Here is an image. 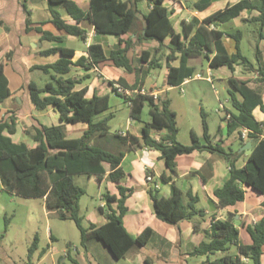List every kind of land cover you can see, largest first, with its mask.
Masks as SVG:
<instances>
[{
  "label": "trees",
  "instance_id": "16d2710c",
  "mask_svg": "<svg viewBox=\"0 0 264 264\" xmlns=\"http://www.w3.org/2000/svg\"><path fill=\"white\" fill-rule=\"evenodd\" d=\"M150 10L143 16L142 32L135 36L137 43L154 41L158 43L156 51L162 47L163 41L170 37L171 46L167 48L165 65L167 74L165 83L178 87L184 80L194 77L196 69L206 60L211 69L227 67L233 69L236 63L244 66L246 71L255 72L264 90V57L255 48V63H251L241 54L240 32L223 33L211 29V25H218L238 17L244 10L256 11L258 15L252 20L259 23L258 39H264V0H240L237 3L219 10L199 23L197 19L183 22V35L174 34L169 20V11L164 6V0H146ZM47 10L51 16L52 25L70 36L84 38L85 32L78 27L66 23L63 12L76 23L84 20L89 22L97 35H112L121 37L134 33L137 21L136 0H89V10L83 11L74 0H46ZM206 5L199 2L194 7L201 10ZM27 30H30L28 27ZM41 34V40L61 43V37H55L49 32L36 28ZM135 34V33H134ZM233 38L236 43V53L229 56L221 41L223 35ZM131 37L125 41L123 48L111 50L109 59L116 67H122L127 72H135L136 81L128 85L124 79L109 82L112 86L117 83L127 91H140L147 71L158 66V58L148 61L151 53L143 51L137 62L147 63L146 71L134 66L133 60L127 57V52L133 47ZM59 53L65 57L73 56V50L66 48H51L42 54ZM178 59V66L172 63ZM106 60L100 44L88 47L87 59H79L75 65L86 70H92ZM73 63L68 59H60L46 67H39L44 73H52L51 80L38 88L33 82L28 84L30 100L35 110L44 111L48 106H54L62 122L73 124L86 122L87 129L79 138H67L58 126L32 127V141L36 144L30 148L24 142L15 143L10 138L15 132L14 117L9 116L0 122V183L2 189L10 195L26 199H44L46 209L54 211L60 220L72 221L80 234V244L86 248L91 240L103 244L110 255L119 260L126 256L132 248H144L149 242L152 231L149 227L136 237L128 234L123 226L122 218L126 212V189L121 186L124 173L120 167L122 152L113 153L96 144L97 137L116 141L126 145L138 142L132 136H121L110 133L109 121L111 116L95 120L94 117L109 108L107 95H93L86 98V90H74L76 82L63 77L70 72ZM141 74V77H139ZM227 90L228 99L233 112L227 121L228 135L234 131H247L246 139L252 144L243 167L236 168L235 162L242 155L225 149L219 143H212L208 135L206 115L200 110L202 119L203 138L201 143L192 134L190 145L182 144L177 139L176 113L169 107V101H156L152 96L136 93L132 96H121L125 103H130V117L141 121L144 106H148L150 123L143 125L141 142L144 146L160 152L167 169L174 173L175 159L181 155H188L193 151L216 154L229 167V178L221 188L213 192L218 208L227 209L244 200L245 188H249L263 197L264 207V138L261 125L253 116L255 108L264 109L262 90L250 88L245 81L231 79ZM10 96L8 81L0 69V103ZM225 120V119H224ZM167 133L158 141L150 137L151 130ZM8 134V135H5ZM79 175L98 179L107 176L108 180L117 184L118 197L105 193L103 198L106 206V223L102 226L91 225L84 228L79 213V200L84 190L76 185L74 178ZM155 217L168 224L177 226L182 221H190L194 217L202 216V211L195 205L198 197L188 191L185 195L175 184L171 185L170 195L164 198L158 194V189L152 186L148 190ZM184 196L187 198L185 202ZM116 202V208L111 203ZM102 212L103 210L100 209ZM234 215L229 213L225 220H212L206 234L210 236L208 242H202L187 253L189 257L205 255L210 257L216 253L224 255L214 260L207 259L203 264H261L264 248V216L246 230L251 243L244 245L238 238V229L234 226ZM6 230V229H5ZM37 248V237L28 251V259ZM233 249V252H230ZM146 264H149L145 260Z\"/></svg>",
  "mask_w": 264,
  "mask_h": 264
},
{
  "label": "crops",
  "instance_id": "0c3cea01",
  "mask_svg": "<svg viewBox=\"0 0 264 264\" xmlns=\"http://www.w3.org/2000/svg\"><path fill=\"white\" fill-rule=\"evenodd\" d=\"M74 1L83 11L89 10V0ZM200 1L201 0H164L163 4L169 11V20L174 34L183 35V22L197 19L199 23H202L213 13L223 10L227 6L233 5L240 0H208L206 3L201 4L206 6L198 10L194 7V4L197 2L200 3ZM136 8L137 21L134 28L135 34L122 35L119 38L112 35H97L89 22L82 20L76 23L63 12V19L66 23L72 25L77 24L78 27L85 32L84 38L81 39L76 36L67 35L52 25L50 22L51 16L47 10L46 0H0V69L8 81V88L10 91V96L0 103V122L6 121L9 116L14 117L15 132L13 135H10L12 141L15 143L24 142L28 147H34L36 144L31 138L33 133L32 127L58 126L67 138H79L87 129L88 126L86 122H77L73 124L62 122L54 106H48L44 111H37L31 103L28 84L33 82L38 88H41L51 80L52 76V73H44L39 67H46L60 59H68L73 63L70 72L63 78L71 79L76 82L74 90L79 91L85 89L86 98H91L93 95H107L109 97V108L106 111L98 113L94 119L100 120L103 117L111 116V120H113L116 113L126 109L128 110V120L124 128L125 130H113L109 124L110 133H117L121 136H132L138 140V142L133 144H130L128 141L126 145H120L117 144L116 141L107 140L104 137H97L96 143L105 148L107 146L112 147V149H114L113 153H123L120 167L124 173V178L120 184L126 189L127 195L125 200L126 212L122 218L123 226L132 237H136L144 228L149 227L153 232L149 242L144 248H132L124 258L115 260L101 242L91 240L87 243L86 248L82 247L80 244L83 248V253H79L77 248H75V255L71 249H63L62 255L59 258L63 264H82V260L85 261V264H119L122 260L132 262L133 264H146L145 260H147L149 264H203L208 258L214 260L224 255L218 252L210 257L205 255L189 257L187 254L193 247L210 240V236L206 234V231H208L212 220H225L228 214L232 213L234 215V226L238 229L239 241L244 245H248L251 243V238L246 227L255 224L264 216V207L262 206L263 197L249 188H245L244 200L242 202H238L227 209L217 207L213 192L221 188L229 178V167L222 157L208 152L193 151L188 155L176 157L175 172L172 173L167 169L164 160L161 158L160 152L142 144V127L150 123L148 106H144L142 110V114L144 110H147L148 120L143 121L141 114V121H135L130 117V110L127 103L124 102L120 95L113 91L109 82H117L119 79H124L128 85H133L136 81L135 72H127L122 67H116L110 61L109 56L113 48H123L125 41L131 37L134 45L127 52V57L130 61L133 60L131 57L134 55H137L135 58L138 59L143 51H149L151 53L148 61L154 57L159 59L158 66L147 71L140 91H129L127 96L140 93L142 95L152 96L156 101L167 100L169 101L170 109L171 100L169 97L172 91L178 90L182 93L183 87L192 80L203 79L201 77L196 78V76L199 75L197 73L198 69L206 70L209 76L206 77L205 80L211 84L214 79L213 72L222 67L211 69L208 66V62L205 60L202 66L196 69L195 73L197 74L195 78L184 80L178 87L166 85L165 78L167 69L165 57L167 55V48L171 46L170 37H167L163 41L162 47H160L158 51H156L158 43L154 41L137 43L135 41V36L142 32L141 30L144 26L143 16L150 10V4L146 0H136ZM257 15L258 13L256 11L244 10L238 17L228 22L211 26L213 29L223 33L230 34L239 31V48L241 54L245 56L241 45L242 42L246 40L254 49L257 46L264 57V39H258L259 23L252 20ZM250 25H258V29L250 30ZM28 27L30 30H27ZM36 28H41L43 31L49 32L55 37H61L62 42L56 43L41 40V34L36 31ZM69 40L76 41L75 47L65 46V43ZM221 41L229 56L236 53V43L233 38L224 34ZM95 43L102 46L106 58L104 62L97 65L99 71L94 72L93 70H86L82 66L75 65L79 59H87L88 47ZM51 48H66L73 50V56L65 57L59 53L42 54V51ZM246 58L251 63H255V53L253 59ZM172 65L175 67L178 66V59H176ZM134 66L136 65L134 64ZM136 67L141 68L142 71H146L148 64L138 62ZM227 70L228 74L226 76L218 78L222 81H226L228 85L225 89L226 93L230 87L229 81L231 79L245 81L248 87L262 90L261 98L264 105V90L259 82V76L255 72L246 71L244 66L239 63L234 64L232 70L228 68ZM139 75V77H141V74ZM47 76L48 78H46ZM227 102L230 105L228 97ZM200 110H202V108ZM226 111L229 112V114L233 112L232 108H226ZM253 116L261 125L262 134H260L258 138L262 139L264 138V109L259 107L255 108ZM222 121L224 123L220 126L218 132L220 135L211 136L208 133L210 141L212 143H219L225 149H230L232 152L242 154L235 162L236 168H241L249 155L252 144L246 138L242 137V135L240 136L238 130L228 135L227 121L224 120V118H222ZM137 123H141L142 125L137 127ZM166 133V129L161 132L151 130L150 137L158 141L160 137ZM192 134H194L201 143H205L203 130L202 138L198 137L194 132H191V143ZM5 135L8 134L5 133ZM248 143L250 144V148L242 150V147H247ZM148 175L152 177L153 184L158 186V194L164 198L169 197L172 184L178 186L184 195L190 191L192 195L197 196L198 203L195 207L197 210L202 211V216H196L190 221H182L177 226L168 225L158 220L154 215L152 202L148 194V190L152 186L146 182V176ZM77 177L78 176H76L74 180ZM84 177L87 182H94L98 190L104 187L105 192L100 196V204L93 210H90L87 217L81 216V199L79 200V213L82 217V225L84 228H89L91 225L96 227L102 226L107 221L106 204L103 196L105 193H109L110 195H116L118 197L117 184L108 180L106 175L98 179L88 178L87 176ZM84 192L86 193L85 190ZM32 200L41 201V210L45 218H48L50 215H55L58 219L56 212L46 209L44 199ZM184 200L185 202L187 201L185 196ZM110 205L113 209L116 208V202H112ZM100 209H102L103 212ZM85 210L88 211L87 208H85ZM45 230H47V232H45L50 246H47L46 249H40V242L37 237V248L26 264H32L35 252H38L37 264H41L47 256H54L53 249L58 238L52 233L50 227L47 226ZM36 236L37 235H35V237ZM97 248L102 252V256H104L103 261H101L100 257L98 259L95 258V256L89 252V250H97ZM233 251L234 250L231 249L230 252ZM2 257L7 260L8 264H16V262L6 254H2ZM263 260L264 248L261 256V264H264Z\"/></svg>",
  "mask_w": 264,
  "mask_h": 264
},
{
  "label": "rangeland",
  "instance_id": "374dc122",
  "mask_svg": "<svg viewBox=\"0 0 264 264\" xmlns=\"http://www.w3.org/2000/svg\"><path fill=\"white\" fill-rule=\"evenodd\" d=\"M256 28L258 29V25H250L249 27L250 30ZM75 44L76 41L69 40L65 43V46L75 47ZM241 46L243 54L249 59H253L255 49L249 42L244 40ZM135 57L137 55L131 58L137 66L138 62ZM197 73L203 79L192 80L183 87L182 93L174 90L170 93L169 97L171 109L176 113L177 139L185 145L191 143V132L202 138L201 108L207 116L208 133L211 136L220 135L218 133L219 128L224 123L222 121L224 111H222L220 105L222 104L225 110L226 108L231 109V106L227 102L228 95L225 90L228 85L226 81L218 79L228 74L227 68L222 67L213 72L214 79L211 84L205 80L209 76L205 69H198ZM197 73L194 74V78ZM217 110L220 112H217ZM127 120L128 110L124 109L116 113L109 124L113 130L124 131ZM142 120H148L147 110H144ZM141 125V123L136 124L137 127ZM96 144L99 145L98 143ZM102 148L112 150V152L114 150L110 146ZM75 183L86 191L80 200V206L81 216L87 217L90 210H93L100 204L99 199L101 194L105 192V189L102 187L101 190H98L96 184L94 182H87L84 176H78L75 179ZM41 209V201L10 195L2 190L0 184V264H8L7 260L2 257V254H6L12 258L16 264L28 263L29 259L27 255L35 235L39 239L40 249H46L47 246H50L46 235L47 230H45L47 226L51 228L52 233L58 238V241L53 249L54 256H47L41 264H63L59 258L62 255V250L65 248L71 249L74 255L75 248L78 249L79 253H83V248L80 246V234L75 224L70 220H58L55 215L45 218ZM89 252L95 258L98 259L100 257L101 261H103L104 256H102V252L98 248L97 250L91 249ZM37 255L38 252H35L32 264H37ZM64 262L67 263L66 261ZM82 264H85L84 260H82ZM119 264L133 263L122 260Z\"/></svg>",
  "mask_w": 264,
  "mask_h": 264
},
{
  "label": "built area",
  "instance_id": "2783aa9c",
  "mask_svg": "<svg viewBox=\"0 0 264 264\" xmlns=\"http://www.w3.org/2000/svg\"><path fill=\"white\" fill-rule=\"evenodd\" d=\"M210 28L213 29L212 26H210ZM92 70H93L94 72H98V71H99V69H98L96 66H94ZM196 78H200L199 75H197ZM113 88L116 90V92H117L118 94H121V95H124V96H127V95L129 94V91L125 90L124 88H122V87H121L119 84H117V83H114V84H113ZM127 105L129 106L130 103H127ZM220 108L222 109V111H224V116H223V118H224L226 121H228L229 118H230V115L226 112V110L224 109V106H223L222 104L220 105ZM217 112H220V111L217 110ZM241 135H242V137L246 138L247 131H246V130H243ZM146 182H147L148 184H151L153 188L158 189V186H156V185L153 184V179H152L151 176H149V175L146 176Z\"/></svg>",
  "mask_w": 264,
  "mask_h": 264
},
{
  "label": "water",
  "instance_id": "95a60500",
  "mask_svg": "<svg viewBox=\"0 0 264 264\" xmlns=\"http://www.w3.org/2000/svg\"><path fill=\"white\" fill-rule=\"evenodd\" d=\"M208 0H201L200 1V4H204V3H206ZM248 148H250V144L248 143V145H247V147H242V150H244V149H248Z\"/></svg>",
  "mask_w": 264,
  "mask_h": 264
}]
</instances>
